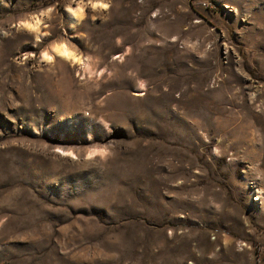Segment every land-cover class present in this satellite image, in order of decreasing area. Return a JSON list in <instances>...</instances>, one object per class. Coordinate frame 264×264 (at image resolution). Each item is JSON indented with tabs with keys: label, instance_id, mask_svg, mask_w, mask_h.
Masks as SVG:
<instances>
[{
	"label": "rangeland",
	"instance_id": "374dc122",
	"mask_svg": "<svg viewBox=\"0 0 264 264\" xmlns=\"http://www.w3.org/2000/svg\"><path fill=\"white\" fill-rule=\"evenodd\" d=\"M0 264H264V0H0Z\"/></svg>",
	"mask_w": 264,
	"mask_h": 264
},
{
	"label": "bare ground",
	"instance_id": "6f19581e",
	"mask_svg": "<svg viewBox=\"0 0 264 264\" xmlns=\"http://www.w3.org/2000/svg\"><path fill=\"white\" fill-rule=\"evenodd\" d=\"M71 14H72V12H71ZM56 53H57V55L62 56V57L69 59L71 61L74 58L73 51L71 49H69L65 44L58 46L56 49Z\"/></svg>",
	"mask_w": 264,
	"mask_h": 264
},
{
	"label": "built area",
	"instance_id": "2783aa9c",
	"mask_svg": "<svg viewBox=\"0 0 264 264\" xmlns=\"http://www.w3.org/2000/svg\"><path fill=\"white\" fill-rule=\"evenodd\" d=\"M255 194H253V196H252V199H255L256 198V196H254Z\"/></svg>",
	"mask_w": 264,
	"mask_h": 264
}]
</instances>
